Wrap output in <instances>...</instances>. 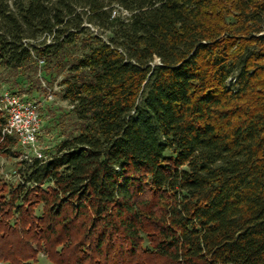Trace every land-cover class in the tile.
Listing matches in <instances>:
<instances>
[{"label": "trees", "instance_id": "16d2710c", "mask_svg": "<svg viewBox=\"0 0 264 264\" xmlns=\"http://www.w3.org/2000/svg\"><path fill=\"white\" fill-rule=\"evenodd\" d=\"M0 66L69 103L0 264H264V0H0Z\"/></svg>", "mask_w": 264, "mask_h": 264}, {"label": "rangeland", "instance_id": "374dc122", "mask_svg": "<svg viewBox=\"0 0 264 264\" xmlns=\"http://www.w3.org/2000/svg\"><path fill=\"white\" fill-rule=\"evenodd\" d=\"M89 28V31L97 33L92 25L86 24ZM105 37V35H104ZM61 76H58L57 79L52 82H46L45 80H39L38 75H33L21 82V92L27 93L28 96L34 95L40 99L46 97L48 92H51L52 97L45 100L42 104V109L40 110L41 116V131L38 136V146L42 151H45L47 148H51L58 140V128H52V122L49 121V116L55 112H62L64 109L69 107L67 100L61 97L60 90L62 86L59 85V80ZM13 77L7 69H4L0 66V91L3 90H16L20 86L15 85L12 81ZM31 80L29 82L28 80ZM16 87V88H15ZM20 149L16 143H14L8 152L1 151L0 149V176L4 179H8L10 182H14L17 179L16 170L20 167V158L18 156ZM44 153V152H43ZM42 264H46V260H43Z\"/></svg>", "mask_w": 264, "mask_h": 264}, {"label": "built area", "instance_id": "2783aa9c", "mask_svg": "<svg viewBox=\"0 0 264 264\" xmlns=\"http://www.w3.org/2000/svg\"><path fill=\"white\" fill-rule=\"evenodd\" d=\"M42 62L39 60L40 64ZM51 97V92L40 99L9 90L0 91V114L5 118L0 130V142L9 137L15 139L20 149V160L29 161L32 157L45 158L38 146L41 131L40 110L45 100Z\"/></svg>", "mask_w": 264, "mask_h": 264}]
</instances>
